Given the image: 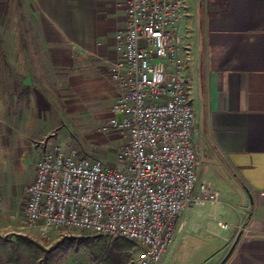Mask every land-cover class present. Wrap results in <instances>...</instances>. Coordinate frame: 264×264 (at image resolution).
Here are the masks:
<instances>
[{
    "label": "crops",
    "instance_id": "0c3cea01",
    "mask_svg": "<svg viewBox=\"0 0 264 264\" xmlns=\"http://www.w3.org/2000/svg\"><path fill=\"white\" fill-rule=\"evenodd\" d=\"M126 1L0 0V264L30 260L23 261L27 253L20 235L38 245L28 228L18 232L24 229L22 208L8 207L2 193L16 164L30 157L25 187L36 159L52 144L118 138L110 132L93 140L89 132L111 115L117 92L109 65L116 59L114 33L124 26ZM24 4L28 11L21 10ZM184 10L179 34L189 54L183 73L194 138L200 160L201 148L210 159L203 174L200 164L198 184L205 182L245 211L242 229L216 264L230 250L222 264H264V0H184ZM114 151L100 157L111 162ZM223 210L228 213V206ZM191 213L198 212L180 216V228L160 264H169L184 231L196 239H221L223 228L212 221L188 230L186 216ZM104 237L79 241L91 248L84 249L91 261L82 264H105L99 258L102 250L105 258L112 253L122 259L118 264L124 263L127 244L115 239L109 247ZM207 245L198 257L208 259L205 264L222 246L215 249L212 240ZM52 253L46 252L41 264H53ZM132 254L134 258L138 249Z\"/></svg>",
    "mask_w": 264,
    "mask_h": 264
},
{
    "label": "built area",
    "instance_id": "2783aa9c",
    "mask_svg": "<svg viewBox=\"0 0 264 264\" xmlns=\"http://www.w3.org/2000/svg\"><path fill=\"white\" fill-rule=\"evenodd\" d=\"M124 12L109 65L117 93L96 128L124 141L111 162L89 145L46 148L23 189V227L80 230L108 243L121 236L138 246L131 264H160L180 216L219 203L220 194L198 184L200 146L183 73L189 54L179 34L184 0H127Z\"/></svg>",
    "mask_w": 264,
    "mask_h": 264
},
{
    "label": "rangeland",
    "instance_id": "374dc122",
    "mask_svg": "<svg viewBox=\"0 0 264 264\" xmlns=\"http://www.w3.org/2000/svg\"><path fill=\"white\" fill-rule=\"evenodd\" d=\"M27 5H23L21 10L28 11ZM17 11V10H16ZM19 11V10H18ZM100 122V121H99ZM97 122V124L99 123ZM97 128V125H96ZM114 132V131H113ZM118 134V132H114ZM90 135H94L96 140L101 134V132L96 131L94 128L92 131L89 132ZM74 136H71L73 138ZM66 142L67 145L73 146L78 148L81 152L83 151L84 145H89L94 154L97 156H106V152L116 149L123 143V138L118 134V138L116 142ZM114 147V148H113ZM112 153L108 154L109 156ZM201 173L203 174L204 171H207L210 166V159L208 152L201 148ZM30 157L26 156L23 163L19 162L16 169L10 172L5 181V185L3 188V195H5V204L10 208H15L17 211L21 210L24 207L25 197L23 192V185L28 180L27 177L31 173L29 167ZM23 188V189H22ZM228 206L229 211L224 215V207ZM198 213H191L186 216L189 221L188 230L191 232H195L197 230V226L200 224H205L207 221H212L213 225H219V223H223L226 227L223 228L220 236L221 239H213L212 237H203L202 239L194 238L192 233L188 231H184L178 240L176 246L173 249V252L170 254L169 264H205L207 260L201 259L198 261L199 255L207 249V241L212 240L213 243L216 245L217 249L220 245L221 251L215 257L214 260H211L209 264H216L217 257H221L224 252L227 250L229 245L231 244L232 240L236 237L238 232L242 229L243 224V214L245 213L244 209L240 207L238 204L229 203L226 200L220 197V202L217 204H210L208 202L200 203L197 205L195 209ZM19 215V213H18ZM199 219V220H198ZM206 221V222H205ZM23 225V222H22ZM186 225L183 227L185 228ZM220 228V227H219ZM52 230V229H51ZM226 230V232H225ZM28 230L19 229L18 232L21 234L26 233ZM33 236L37 240V251L39 257L42 256L44 258L46 256V250L53 252L52 253V263L53 264H82L83 262L89 263L91 261L90 257L86 253V251H90L91 248L88 243L78 244L81 239L84 237H88L90 239L94 238L95 236H99L98 234L84 232L80 230H73L67 234L56 231V233L49 235V231L42 234L36 229H29ZM104 237V236H103ZM88 238V239H89ZM105 238V237H104ZM114 238L111 242H109V247L113 244ZM122 241L121 238H118ZM107 239L105 238V241ZM87 242V241H86ZM226 242V243H225ZM111 243V245H110ZM128 254L124 260L123 264H131L133 259V254L138 249L136 245L131 242L126 243ZM78 246V247H77ZM81 246V247H79ZM83 248V249H82ZM84 249L86 251H84ZM103 252V250H102ZM99 255V258L102 256L103 260L105 256L103 253ZM131 252V253H130ZM94 257L92 261H94ZM102 260V261H103ZM41 262V261H40Z\"/></svg>",
    "mask_w": 264,
    "mask_h": 264
},
{
    "label": "trees",
    "instance_id": "16d2710c",
    "mask_svg": "<svg viewBox=\"0 0 264 264\" xmlns=\"http://www.w3.org/2000/svg\"><path fill=\"white\" fill-rule=\"evenodd\" d=\"M19 238L22 240V246H23V251L27 253V257L24 256L23 257V261L27 260V258L29 257L30 260H27L24 262V264H41L40 260L43 259L42 256L39 257L38 254V249L37 246L31 242L26 236L24 235H20ZM116 239L121 238L122 242L124 244L130 242V240L121 237V236H117L115 237ZM45 252H50V251H45ZM30 254V255H29ZM109 256L107 258L104 259L105 264L106 263H112V264H118L122 259L118 256V257H114V254H108ZM39 258V260L37 261L36 259ZM99 264V263H96Z\"/></svg>",
    "mask_w": 264,
    "mask_h": 264
},
{
    "label": "water",
    "instance_id": "95a60500",
    "mask_svg": "<svg viewBox=\"0 0 264 264\" xmlns=\"http://www.w3.org/2000/svg\"><path fill=\"white\" fill-rule=\"evenodd\" d=\"M231 251V250H230ZM230 251L228 252V254H226V256L224 257V259L220 262V264L223 263V261L226 259V257L229 255Z\"/></svg>",
    "mask_w": 264,
    "mask_h": 264
}]
</instances>
